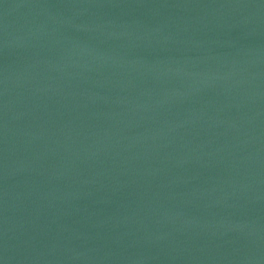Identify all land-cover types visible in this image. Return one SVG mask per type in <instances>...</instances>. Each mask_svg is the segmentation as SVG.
Segmentation results:
<instances>
[{"label": "water", "instance_id": "obj_1", "mask_svg": "<svg viewBox=\"0 0 264 264\" xmlns=\"http://www.w3.org/2000/svg\"><path fill=\"white\" fill-rule=\"evenodd\" d=\"M0 264H264V0H0Z\"/></svg>", "mask_w": 264, "mask_h": 264}]
</instances>
